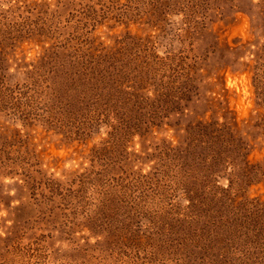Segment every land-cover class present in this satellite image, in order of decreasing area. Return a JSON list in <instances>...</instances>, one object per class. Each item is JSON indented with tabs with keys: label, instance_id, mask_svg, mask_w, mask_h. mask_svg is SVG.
I'll list each match as a JSON object with an SVG mask.
<instances>
[{
	"label": "rangeland",
	"instance_id": "1",
	"mask_svg": "<svg viewBox=\"0 0 264 264\" xmlns=\"http://www.w3.org/2000/svg\"><path fill=\"white\" fill-rule=\"evenodd\" d=\"M263 40L264 0H0V264H264V217L232 212L264 206ZM89 61L127 88L149 62H196L199 95L154 127L99 94ZM183 108L248 121L230 157L247 173L217 157L202 182L193 159L191 174L165 159L186 139ZM120 185L138 197L128 211Z\"/></svg>",
	"mask_w": 264,
	"mask_h": 264
},
{
	"label": "trees",
	"instance_id": "2",
	"mask_svg": "<svg viewBox=\"0 0 264 264\" xmlns=\"http://www.w3.org/2000/svg\"><path fill=\"white\" fill-rule=\"evenodd\" d=\"M240 48L246 49L247 45H240ZM261 48L264 56V40L261 43ZM211 60V58H210ZM89 63H86L84 68V74L88 72L90 75H94V80H98V75L107 78L105 91L99 92L102 96H105L110 103H118L121 105L125 113L131 111L132 109L138 114L137 120L140 122L150 123L154 127L159 126L160 119L162 117H167L165 114L167 110L173 109L172 102L176 99L183 101H188L190 99V93L198 96L199 95V83L197 79V73L201 68L198 63L193 62L187 68H183V71L170 66H165L164 62H149V66L134 70V75L136 77V82L130 80L128 84L129 88L126 86H121L117 75L114 72V63L106 65L104 68L97 69L95 72H91ZM255 66V71L252 73L251 78L255 86L256 96L259 98V104L261 112V122L263 123L261 127L264 129V58H261ZM131 69V68H130ZM136 69V68H135ZM203 71V70H202ZM136 74V75H135ZM128 78L126 70L124 71L123 79ZM136 83V84H135ZM171 103V105H169ZM92 111L95 108H90ZM188 108H183L179 114L188 116L189 124H185L183 131H185L186 139H178V145L175 151L166 152L165 159L172 160V164L175 166L177 162L179 163L180 169L185 166L182 170L184 174H191L192 168L188 159H193L191 161L194 175L196 177H203L201 181L207 177V164L208 160H222L223 163L230 164V166H236V174L246 172L245 168H241L239 164H233L230 159L233 153L238 149L243 150L245 148V141L241 136L235 133V129L243 124H247L246 119H237L236 116L230 117L227 121H221L216 117H212L208 112L201 113L193 118L192 113ZM232 114V113H231ZM230 115H228L229 117ZM260 116V115H259ZM263 137L259 138L264 144V131ZM169 146H174L169 142ZM204 146H208L205 148ZM207 150H213L208 152ZM243 162L250 168L252 162L248 160L246 154H242L240 157ZM194 163V164H193ZM212 172V170H209ZM250 171V169H249ZM255 173V170H253ZM247 173V172H246ZM181 181V180H180ZM209 181L213 182V179L209 176ZM182 183V182H181ZM183 184V183H182ZM117 189L118 184H114ZM128 188V186H127ZM196 188V187H192ZM119 192L114 194V205L116 209L126 208L127 211L132 207V199H138L137 196H133V193L125 186L120 185ZM197 192V190H195ZM193 195L189 196V200L192 202ZM203 200L204 197L202 196ZM214 204L218 207L224 204V200L220 201L219 198H210ZM205 203V202H204ZM264 204V202H261ZM117 204V205H116ZM228 207V204H225ZM242 206V207H241ZM240 210H233L232 212L235 217V221H240L242 225L243 221H251V224L255 225V214L264 217V206L252 209L248 204L241 203ZM140 207V204H138ZM134 212H137V207H134ZM205 210L204 208H201ZM243 209V213H240ZM236 212V213H235ZM251 212H256L252 214ZM188 213L189 210H188ZM240 213V214H239ZM193 214V213H190ZM189 214V215H190ZM244 215L245 218H240ZM194 216V215H190ZM240 219V220H239ZM264 221V220H263ZM257 228H255L256 230ZM234 233V232H232ZM243 256H246L247 252L241 251ZM249 264H255L257 261L254 258V254L249 253ZM245 262V260H244Z\"/></svg>",
	"mask_w": 264,
	"mask_h": 264
}]
</instances>
